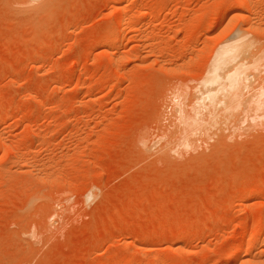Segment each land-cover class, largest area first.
Wrapping results in <instances>:
<instances>
[{"label": "rangeland", "instance_id": "374dc122", "mask_svg": "<svg viewBox=\"0 0 264 264\" xmlns=\"http://www.w3.org/2000/svg\"><path fill=\"white\" fill-rule=\"evenodd\" d=\"M238 1L0 0V264H264V113L187 125Z\"/></svg>", "mask_w": 264, "mask_h": 264}, {"label": "bare ground", "instance_id": "6f19581e", "mask_svg": "<svg viewBox=\"0 0 264 264\" xmlns=\"http://www.w3.org/2000/svg\"><path fill=\"white\" fill-rule=\"evenodd\" d=\"M30 1L32 0H28V2ZM238 4L239 7H241V17L247 28L241 29V27L223 38L216 47H214L215 51L214 56L211 59V64L208 66V70L206 69V73L200 79L201 81L199 80L200 83H198V87H201V89L198 91V94L195 92L196 95L193 101L190 99L193 103V105H191L193 116L189 114L190 116L187 120L188 126H196L198 124L199 126L205 124L210 126H216L215 124H219L220 126L219 121L225 123L226 120H233L236 119V117L239 118V115L241 116L243 113L245 115L246 113L248 114V112H253L252 114L255 113L256 115L260 112L264 113L262 110L264 109V85H259V82L258 86H254L251 72H249V68L256 66L258 61L260 62L261 57L264 55V46H261L257 41L259 37L256 39L254 35L250 36V33L254 34L253 32L257 29H262V26L261 28L259 25L255 26V23L253 22L254 18L252 16L256 9V3H254V1L239 0ZM126 21L124 8L121 6L118 8V14L116 16V27L114 25L115 28H112L109 31L105 39H113L115 41L120 40L123 35ZM255 47L259 49L255 51L256 49H253ZM259 50L260 52L257 53ZM114 58H111V61H113L112 59ZM203 113L205 114V117L200 121V116ZM252 114L250 113L251 116ZM239 119H242V117ZM199 128L200 127L197 129ZM186 141L185 144L188 145L189 141ZM247 251L249 252V246L246 249H242L239 261H242Z\"/></svg>", "mask_w": 264, "mask_h": 264}]
</instances>
